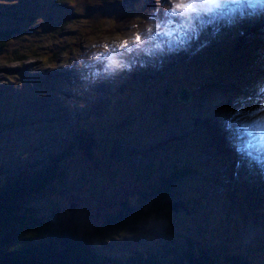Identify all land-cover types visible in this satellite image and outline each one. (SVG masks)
<instances>
[{
  "label": "rangeland",
  "instance_id": "obj_1",
  "mask_svg": "<svg viewBox=\"0 0 264 264\" xmlns=\"http://www.w3.org/2000/svg\"><path fill=\"white\" fill-rule=\"evenodd\" d=\"M148 2L0 0L11 35L0 50V177L58 154L81 123L97 145L69 154L63 182L30 197L40 217L77 224L100 252L159 254L193 234L219 258L264 264V222L249 214L264 215V5ZM110 52L121 56L106 64ZM185 87L193 98L182 104ZM162 178L174 196L154 195L158 212L98 233Z\"/></svg>",
  "mask_w": 264,
  "mask_h": 264
},
{
  "label": "trees",
  "instance_id": "obj_2",
  "mask_svg": "<svg viewBox=\"0 0 264 264\" xmlns=\"http://www.w3.org/2000/svg\"><path fill=\"white\" fill-rule=\"evenodd\" d=\"M152 1L155 0H149L146 7ZM130 19L133 20L134 17ZM118 23V20L112 23L113 30L119 28ZM109 33L113 34L112 30ZM10 39L9 33L0 31V50ZM72 130L70 142L58 154H52L46 162L33 163L35 165L29 171L24 168L1 173L0 264H249L238 255L219 258L211 245H207L204 240L199 241L193 234L185 237L183 243L172 237L167 248L160 251L161 255L164 253V259L151 251H135L125 256L100 252L90 246L91 242L85 235L79 233L77 224L59 219L58 215L54 218L53 213L45 218L40 217L38 210L30 203V197L63 182L69 154H74L76 150L88 153L97 145L95 136L90 131L92 129L84 128L80 123L79 129ZM182 173L183 170H179L169 179H177ZM154 186L144 194L143 201L139 199L136 207L124 204L119 212L106 220L98 233L107 228H122L133 223L136 217L158 212L162 205L154 195L158 199L173 197L174 187L166 178H162ZM186 202L189 203V200Z\"/></svg>",
  "mask_w": 264,
  "mask_h": 264
},
{
  "label": "bare ground",
  "instance_id": "obj_3",
  "mask_svg": "<svg viewBox=\"0 0 264 264\" xmlns=\"http://www.w3.org/2000/svg\"><path fill=\"white\" fill-rule=\"evenodd\" d=\"M223 1H225V3H227V4H232V3H234L235 2V0H223ZM202 4H204V3H201V5ZM167 17V16H166ZM161 18V17H160ZM135 46V48L133 49V50H135V51H140V49H141V45H140V43H138V44H136V45H134ZM132 48V47H131ZM132 49H131V51H133ZM121 55L120 54H114V52H110L109 53V57H110V59H109V57L108 58H106L105 59V63L106 64H110V62H113V61H115L117 58H119ZM123 57H126V55H124L123 54ZM262 90H264V86L262 87ZM259 113L261 112V111H258ZM262 113V112H261ZM261 131V130H260ZM263 144V143H262ZM219 148V147H218ZM258 150H260V151H258L259 152V154H257V155H255V157H260V156H262V154H264V150L262 149V148H260V149H258ZM256 152V151H255ZM262 153V154H261Z\"/></svg>",
  "mask_w": 264,
  "mask_h": 264
},
{
  "label": "water",
  "instance_id": "obj_4",
  "mask_svg": "<svg viewBox=\"0 0 264 264\" xmlns=\"http://www.w3.org/2000/svg\"><path fill=\"white\" fill-rule=\"evenodd\" d=\"M192 93L188 89H184L178 96V101L183 103H188L192 99ZM177 210V209H176Z\"/></svg>",
  "mask_w": 264,
  "mask_h": 264
},
{
  "label": "snow or ice",
  "instance_id": "obj_5",
  "mask_svg": "<svg viewBox=\"0 0 264 264\" xmlns=\"http://www.w3.org/2000/svg\"><path fill=\"white\" fill-rule=\"evenodd\" d=\"M256 2L259 3V4H264V0H256ZM181 6L188 7L189 5H180V4L175 5V7L177 9L180 8ZM249 7H252V4L251 3H249ZM136 39H137V41H139V37H137Z\"/></svg>",
  "mask_w": 264,
  "mask_h": 264
},
{
  "label": "clouds",
  "instance_id": "obj_6",
  "mask_svg": "<svg viewBox=\"0 0 264 264\" xmlns=\"http://www.w3.org/2000/svg\"><path fill=\"white\" fill-rule=\"evenodd\" d=\"M262 179H264V177H262ZM132 198H135V196H132Z\"/></svg>",
  "mask_w": 264,
  "mask_h": 264
}]
</instances>
